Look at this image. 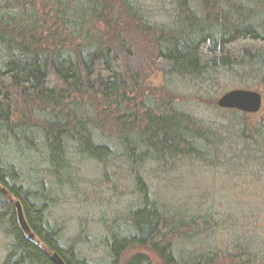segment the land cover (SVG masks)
I'll return each instance as SVG.
<instances>
[{
	"label": "trees",
	"instance_id": "trees-1",
	"mask_svg": "<svg viewBox=\"0 0 264 264\" xmlns=\"http://www.w3.org/2000/svg\"><path fill=\"white\" fill-rule=\"evenodd\" d=\"M259 3L261 13L249 0H0V227L7 238L0 264H53L51 252L64 264H92L97 247L103 264H121L133 247L161 264H264V248L252 249L251 238L215 240L225 222L219 210L203 198L155 195L145 171L182 160L217 165L226 139L241 158L234 168L264 164V117L247 125L244 113L230 109L229 123L215 126L193 111L215 107L214 97L201 95L228 91L225 83H264ZM156 73L165 79L159 98L143 90ZM87 163L100 165L105 181L114 175L122 192L119 171L134 182L121 222L100 218L107 231L94 240L65 233L52 213L57 200H74L98 219L90 205L110 201V192L102 188L101 201H90L101 179L94 190L79 189ZM64 185L69 191L57 198ZM16 201L45 248L18 225ZM122 264L152 263L134 254Z\"/></svg>",
	"mask_w": 264,
	"mask_h": 264
},
{
	"label": "rangeland",
	"instance_id": "rangeland-1",
	"mask_svg": "<svg viewBox=\"0 0 264 264\" xmlns=\"http://www.w3.org/2000/svg\"><path fill=\"white\" fill-rule=\"evenodd\" d=\"M145 1L149 3L153 2V0ZM260 1L261 0H249L252 4L251 7H253L257 13H261V8H263L259 3ZM157 8L158 7H156V9ZM176 83V88L178 89L182 83ZM144 84V92H148L156 98H159L164 93L165 79L159 73L151 75ZM239 84L240 83L234 84V82H231L227 85L225 83L224 87H226L224 89L229 90L243 86ZM245 86L262 95V105L260 109L255 113H244L245 115L243 116L247 125H256L264 117V83L259 84L255 80H251L250 84ZM244 88L246 89V87ZM186 92L187 90L182 94H186ZM223 93L222 91H215L210 94H202L201 96H204L203 99L210 100L209 97H214V100H217ZM183 97L182 101L184 99L185 101L191 99L190 95H183ZM209 104L206 102L203 104V107L194 109L193 111L196 116L211 120L214 122L215 126L219 123H229L226 117L228 112H230L229 108L218 107L216 101L215 107ZM230 143L231 142L227 139L223 141L221 149L224 150L223 153L225 157L222 158L217 165H201L193 161L182 160L180 162H175L171 168L165 169L164 172L159 171L156 166L148 165V169L144 170L151 176L149 175L147 178L146 185L153 190L155 195L159 193L164 194L169 200H172L173 197H181L184 201L195 202V200H201L203 198L202 202L204 207L211 206V208L219 210L224 216L223 219L225 222L221 228L216 230L214 238L216 241L223 242V245L225 243L229 244L234 239L237 241H247L251 238L253 244L252 249L264 248V164L259 163V165H257L258 162L251 161L248 170L243 171L234 168L237 165L235 162L241 158H239L237 146H230ZM82 171L83 177L78 183L79 189L83 190L86 187L94 190L96 185H92V181L96 182L98 179H101L102 167L97 164L87 163ZM152 175L155 176L152 177ZM112 176L114 175L110 174L109 181H105L104 178L101 179L100 182H102L103 185H98V191L96 193L92 191V195H89L90 201L92 200V202H95L96 200L93 199L95 197L101 201L102 188L106 190V193L103 191L105 195L108 196L110 192V196L108 197L111 199L110 201L102 205L98 204L99 206H96L95 209L94 205H90V208L94 210V213H91L90 216L94 218V216L100 215L97 220H91V218L87 216L85 208L77 209L74 200H70L67 203H60L59 200H57V204L52 210L53 218L63 221L65 233L74 234L78 231L83 233L84 236L92 237L94 240L97 236L103 237L107 231L106 226L101 228L97 225V221H99L100 218L110 221L112 218L118 217L121 222V218L124 217L126 212L125 205L127 201L134 198V190H132L134 182H131V176H129L128 173L125 174V170L119 171L117 179H119L122 186L125 185L122 189L125 191L122 192L114 182L115 177L113 178ZM126 176L130 178L129 182ZM113 185L116 187L114 188ZM69 189L67 185H64L53 194L57 198H60L64 193L69 191ZM52 190H55L54 187H52ZM63 191L65 192L60 194ZM120 191L121 194L119 193ZM125 192L129 193L125 194L127 196L133 195L127 197L123 194ZM72 220L75 222L73 229H71ZM89 220L91 221L87 223ZM114 228L121 229L122 225L117 227L114 226ZM34 240L41 247H44L36 236ZM6 242V234L2 232V227H0V263L7 252V247L5 246ZM96 249L100 252L89 255L91 261L94 262L92 264H103V262H101L103 259V252H101V248L99 247ZM134 254H143L152 264H161L160 260L152 252L143 249V247H133L124 252L120 258L121 264Z\"/></svg>",
	"mask_w": 264,
	"mask_h": 264
},
{
	"label": "water",
	"instance_id": "water-1",
	"mask_svg": "<svg viewBox=\"0 0 264 264\" xmlns=\"http://www.w3.org/2000/svg\"><path fill=\"white\" fill-rule=\"evenodd\" d=\"M216 105L220 108L235 109L242 113H255L262 105V95L250 89H231L219 96L216 100ZM14 206L18 225L28 238L34 239V234L29 230L26 224L19 202H14ZM49 259L53 264H64L56 252L51 253Z\"/></svg>",
	"mask_w": 264,
	"mask_h": 264
}]
</instances>
